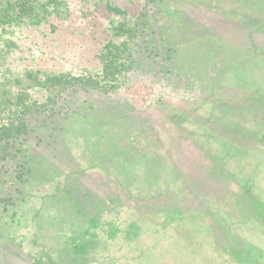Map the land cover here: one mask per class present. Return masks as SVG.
<instances>
[{"label": "rangeland", "instance_id": "rangeland-1", "mask_svg": "<svg viewBox=\"0 0 264 264\" xmlns=\"http://www.w3.org/2000/svg\"><path fill=\"white\" fill-rule=\"evenodd\" d=\"M12 2L0 0V264H86L102 249L77 238L108 199L175 212L205 264L249 261L239 243L264 239V171L227 164L264 165V112L237 87L228 42L249 55L261 20L230 0H30L25 17ZM242 216L260 234L230 239Z\"/></svg>", "mask_w": 264, "mask_h": 264}, {"label": "trees", "instance_id": "trees-1", "mask_svg": "<svg viewBox=\"0 0 264 264\" xmlns=\"http://www.w3.org/2000/svg\"><path fill=\"white\" fill-rule=\"evenodd\" d=\"M244 1L246 0H235V2L230 0V4L235 7L238 6L240 9L247 8L250 10L249 15H251L256 24L261 20V25L258 27L255 25L256 27H254L253 31L264 32V0H251L250 8L248 3ZM218 2L222 3V0H218ZM12 5L13 9L17 11L16 15L18 17H25L34 13V6L30 3V0H13ZM228 43L232 48L233 55L235 54L232 60L235 67L231 71L234 75L235 83L244 85L237 87L248 89L249 103L257 107V111L264 112V104L263 108L260 109L259 107V105L261 106L264 103V100L262 101L261 99L262 102L256 100L262 96L264 99V45L251 40V52H253L243 56L238 53L240 49L238 42ZM227 75L228 78H232L229 72ZM249 160H247L248 164H250ZM255 163L254 161L253 165ZM257 163V167H264L260 162ZM236 166L238 167L239 165L236 164ZM237 171L240 173H234L235 175H251L254 180L257 175L255 173L243 174L240 167ZM159 185L161 187L162 184ZM162 186L165 188L159 189H162L164 193H170L171 191L174 194L177 193L178 188L175 187L176 185L167 188L166 183L163 182ZM258 188L255 187V189ZM150 189L152 190V188ZM185 199L178 197L175 201V206H181ZM101 202L103 211L109 217L104 220V216L101 215L97 221L95 220L94 224L97 227L91 230V234L82 233L77 238L80 242L93 241L98 246L97 248L102 249H99V253L92 252L86 254V256H81L86 259V264H205L204 256L206 254L204 250L194 243L195 238L200 237L198 235L194 237V232L189 234V230H185L184 225H180L176 221L177 215L175 212L170 217H165L164 220H158L152 215H139L135 206H115L110 199H108L106 204L103 200ZM121 217L123 219H120ZM181 218L179 217L178 219ZM236 224L233 226L236 228L229 229L230 239H232L231 237L239 236V232L242 230L249 233L248 237L260 234L254 232L256 230L244 219V216ZM179 225L180 227L182 226L181 230H179L180 233L178 232L179 228L176 229ZM239 244L242 246V250L238 251V253L249 256V261H246V263L240 262L239 264H264V239L261 240L259 247L251 245V242L246 247L244 243ZM232 247V245L220 247L221 251L219 254L217 253L216 257L224 260V256H229V249ZM233 263L238 264L237 262ZM215 264H219L218 258Z\"/></svg>", "mask_w": 264, "mask_h": 264}, {"label": "crops", "instance_id": "crops-1", "mask_svg": "<svg viewBox=\"0 0 264 264\" xmlns=\"http://www.w3.org/2000/svg\"><path fill=\"white\" fill-rule=\"evenodd\" d=\"M191 136L195 137V135L192 134V133H191ZM214 149H216V148H213L212 151ZM257 162L254 165H251V167H249L250 164H248V162H245V164L241 163L237 167L236 166L237 163L235 164V162L233 160H231L227 164L229 166L228 173L229 174H232V172L233 173H240L239 171H237L238 168L240 167V170H242L241 173H243V174H252V173L259 174L260 171H264V167L263 166H261V168L260 167H257V164H258ZM257 169H259V170H257ZM26 253L30 255L29 249L26 251Z\"/></svg>", "mask_w": 264, "mask_h": 264}]
</instances>
